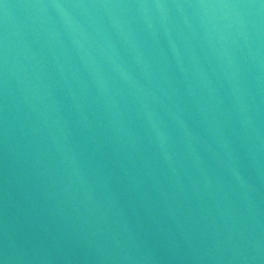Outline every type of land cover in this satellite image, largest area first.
I'll use <instances>...</instances> for the list:
<instances>
[{
  "label": "water",
  "instance_id": "95a60500",
  "mask_svg": "<svg viewBox=\"0 0 264 264\" xmlns=\"http://www.w3.org/2000/svg\"><path fill=\"white\" fill-rule=\"evenodd\" d=\"M0 264H264V0H0Z\"/></svg>",
  "mask_w": 264,
  "mask_h": 264
}]
</instances>
